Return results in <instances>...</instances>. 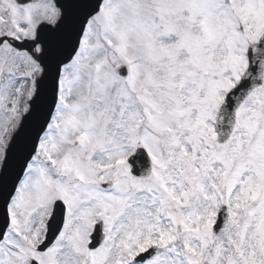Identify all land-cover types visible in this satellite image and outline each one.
Returning <instances> with one entry per match:
<instances>
[{"label": "snow or ice", "instance_id": "6c2138e0", "mask_svg": "<svg viewBox=\"0 0 264 264\" xmlns=\"http://www.w3.org/2000/svg\"><path fill=\"white\" fill-rule=\"evenodd\" d=\"M0 264H264V0H0Z\"/></svg>", "mask_w": 264, "mask_h": 264}]
</instances>
